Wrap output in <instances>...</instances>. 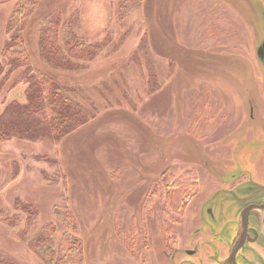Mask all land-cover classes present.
Segmentation results:
<instances>
[{
  "label": "rangeland",
  "instance_id": "1",
  "mask_svg": "<svg viewBox=\"0 0 264 264\" xmlns=\"http://www.w3.org/2000/svg\"><path fill=\"white\" fill-rule=\"evenodd\" d=\"M144 1L131 14L129 0H41L24 17L32 65L68 87L87 120L60 137L39 131L0 140V260L7 264H45L28 245L45 225L56 224L57 242L73 231L54 215L56 206L74 215L83 264H143L146 253L155 264L157 251L164 253L157 264H171L166 251L178 218L190 233L207 220L200 210L213 193L236 192L264 174V64L256 50L264 0ZM17 2L0 0L2 133L24 102L25 84L13 83L26 65L13 67L4 51ZM47 19L59 22L62 38L70 31L89 43L86 54H70L68 65L40 48ZM189 171L199 187L177 215L167 195ZM19 199L39 213L23 240L4 221Z\"/></svg>",
  "mask_w": 264,
  "mask_h": 264
},
{
  "label": "trees",
  "instance_id": "2",
  "mask_svg": "<svg viewBox=\"0 0 264 264\" xmlns=\"http://www.w3.org/2000/svg\"><path fill=\"white\" fill-rule=\"evenodd\" d=\"M40 1L18 0L7 25V31L10 33L12 31V33L4 51L12 59L13 67L26 65L13 84H25V88L22 99L24 102L20 107L16 106L17 108L11 116L9 123L11 131L2 133L0 129V140L10 139L14 135L39 137V131H44L50 136L60 137L72 133L87 120L85 110L72 96L68 87L63 86L52 76L31 63L30 54L23 38L25 29L23 20L25 16L39 6ZM129 1L131 4L128 12L130 11L131 14L140 9L143 2L145 3L144 0ZM75 20L78 19L72 18V21L75 22ZM42 26L40 48L59 54L65 64H70L68 61L70 54L85 55L89 49V43L81 38L77 39L76 34L74 35L70 31L63 33L62 38L57 20L47 19L42 23ZM153 39L156 45L154 47L160 51L154 37ZM61 41L64 47L60 44ZM147 43L150 47L149 40ZM53 164L57 168L60 165L56 161ZM173 183L175 191L168 194L167 199L173 203L172 207L176 214L182 215L197 192L199 178H197L195 171H189L185 175L175 178ZM154 201L150 199L149 203L145 205L152 206ZM14 208L15 214L5 218L4 221L14 228L18 227V236L23 240L27 236L28 229L36 226L39 213L33 204L20 199L15 202ZM54 215L73 231L76 229L74 215L68 207L56 206ZM73 231H66L60 241L57 242L55 239L56 224L49 223L34 238L29 240L28 245L45 264H83L85 248L82 240ZM7 263L6 260H0V264Z\"/></svg>",
  "mask_w": 264,
  "mask_h": 264
},
{
  "label": "flooded vegetation",
  "instance_id": "3",
  "mask_svg": "<svg viewBox=\"0 0 264 264\" xmlns=\"http://www.w3.org/2000/svg\"><path fill=\"white\" fill-rule=\"evenodd\" d=\"M263 44L264 40L256 50L264 64L260 53ZM240 170L230 180H235ZM251 178L252 182L248 180L236 192L228 187L221 189L223 193H213L206 201L208 206L200 210L207 220L201 219L202 225H194L190 233L178 218L179 228L170 236L172 249L166 251L171 264H264V174ZM150 255L146 253L143 264H154ZM163 255V251L155 253V264L162 262Z\"/></svg>",
  "mask_w": 264,
  "mask_h": 264
},
{
  "label": "water",
  "instance_id": "4",
  "mask_svg": "<svg viewBox=\"0 0 264 264\" xmlns=\"http://www.w3.org/2000/svg\"><path fill=\"white\" fill-rule=\"evenodd\" d=\"M260 53H261L262 56H264V44L260 48Z\"/></svg>",
  "mask_w": 264,
  "mask_h": 264
}]
</instances>
